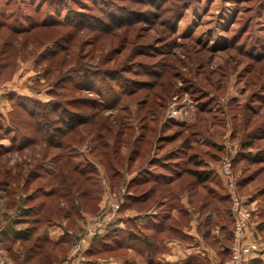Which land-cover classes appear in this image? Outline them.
<instances>
[{"label":"rangeland","instance_id":"374dc122","mask_svg":"<svg viewBox=\"0 0 264 264\" xmlns=\"http://www.w3.org/2000/svg\"><path fill=\"white\" fill-rule=\"evenodd\" d=\"M81 67L118 71L129 88L103 107L97 92L81 89ZM108 82L120 90L118 80ZM53 95L91 118L65 128L56 137L60 148L38 137L20 147L17 139L14 148L0 153L1 224L25 215L24 208L40 218L31 240L1 251L8 264H64L77 240L70 247L68 235L59 245L49 238L27 257L34 236L43 240L45 226L61 222L65 213L66 226L81 232L100 211L113 209L114 202L119 207L118 190L133 196L151 189L145 201L127 199L121 214L156 205L169 214L162 235H175L169 202L161 201L171 200L178 210L177 195L187 189L195 204H205L196 207L200 218L220 206L212 192L218 186L197 183L190 173L194 152L203 162L198 167L218 165L222 175L230 162L232 191L249 210V196L264 188V0H0V143L10 144V118L25 135L34 134L27 110L16 106L30 101L21 97L42 105ZM43 163L57 167L50 175ZM145 165L159 173L179 171L166 183L142 182ZM240 178L245 182L238 187ZM48 189L53 191L46 196ZM225 191L231 195V188ZM263 203L264 189L254 221L264 220ZM249 224L243 246L261 244L264 233L249 234ZM129 244L137 250V243ZM129 244L100 245L95 257L135 254ZM231 245L232 234L226 258L217 264L230 260Z\"/></svg>","mask_w":264,"mask_h":264},{"label":"crops","instance_id":"0c3cea01","mask_svg":"<svg viewBox=\"0 0 264 264\" xmlns=\"http://www.w3.org/2000/svg\"><path fill=\"white\" fill-rule=\"evenodd\" d=\"M151 166L152 165L148 167L145 165L143 181L149 179L156 184H162L169 181L171 174L165 172L159 173ZM210 167L214 173L212 174L214 178L210 182L218 186V188L224 189L223 192H220L218 188L213 187L212 191L217 195V202L220 206L211 207L203 213V218H200V211L198 208L196 209V207L201 206V209H204L205 204L200 205L201 202L195 204L194 197L186 191L187 189L183 191L182 195H177V197H179L178 202L181 204L178 210L174 209L176 206H174L175 204L174 202H171V200L168 199L166 200L167 202L161 201L162 204L158 205L163 206L164 202H169L168 208L171 210L170 216L174 219V225L178 227L176 229L178 231L175 232V235L167 236L162 235V220L169 214L168 212H163L161 214L160 208H157L156 205L144 211L129 215L127 214L134 219L136 218L135 220L138 223L140 234L151 239L150 241L153 243L152 251L148 253V249L142 245H139L136 250L130 245L128 248L133 250L135 254L108 259L100 258L96 264H125L123 262L126 261H135L137 264H217L223 261L226 258V249L230 243L232 229L231 215L226 212V204L229 202L228 198L230 194L225 191L228 186L224 175L221 174V168H219L218 165H211ZM238 181V187L245 182L242 178ZM263 189L264 188L261 186L256 188L254 194L249 196L247 200L249 203L247 206L252 213L248 228L249 234L259 231L262 234L264 233V220L258 222L254 221V215L257 211L260 212L258 207H256L257 196L260 190ZM149 195L146 197V200ZM1 197L2 196L0 195V199ZM262 205V210H264V203ZM208 207H206V209ZM175 211L176 215L174 214ZM2 212L3 210L0 208L1 215ZM178 214L181 216H178ZM1 215L0 221L2 217ZM174 215L176 218H174ZM29 217L30 216L27 215H23L22 217L21 215H18L16 218L10 219L5 224H1L0 222V235L2 237L10 236L12 239L14 233L27 228L26 225L29 224ZM64 221L65 220H62L61 223L56 222L46 226L47 237L50 238V240L52 239V242L58 245L60 243L68 242L65 236L67 233L72 234L74 232L70 231L71 229H66ZM21 232L22 231H20V233ZM16 241H19V239ZM0 256L5 260L1 254V249ZM5 262L8 264L6 260ZM247 264H264V252L254 254Z\"/></svg>","mask_w":264,"mask_h":264},{"label":"trees","instance_id":"16d2710c","mask_svg":"<svg viewBox=\"0 0 264 264\" xmlns=\"http://www.w3.org/2000/svg\"><path fill=\"white\" fill-rule=\"evenodd\" d=\"M78 71H80V73L82 74V79L86 83V85L81 86V89L82 88L84 89L87 87L86 89H88V92H95V93L97 92V94L100 97V100H98L99 103H97V104H99L103 107L105 105L111 106V103L112 102L115 103L116 99L119 98L122 94H124L126 92V90L129 88L127 86H124V84H123V83L126 84L128 82V80H126V82H121V79H123V78L125 79V77L123 75H120V73H118V71L100 70L98 68L93 69L92 67H90V68L89 67H87V68L81 67L78 69ZM162 73H163V71L159 70L158 72H156L155 75L157 77H160L162 75ZM136 74H139V72H137ZM148 75H150V74H148ZM115 77H117V78H115ZM109 79L112 80L113 82H114V80H118V84L121 85L120 90L114 91L113 88H111L109 86V82H108ZM119 81L122 84L119 83ZM155 84H156V82H155ZM95 88H97V90L93 91V89H95ZM194 88L195 87H193V89ZM189 89H190V87H189ZM54 95H53V99L51 101L45 102L42 105H39L38 101H36L34 99L32 100V98H30L28 96L21 97L24 100H30V101L28 103H26L24 101V105L18 103L16 106L20 107L21 109L27 110L28 115H30V117L32 118V121L30 124L35 128L33 130V133L35 135L34 134L25 135L23 132H21L22 127H20V125L17 122L13 121L10 118V121L12 122L11 123L12 126H9V125L7 126V129L11 128V130H13V133L10 134V136H9L10 137L9 138L10 144H8L7 146H4L0 143V153L1 152H8L12 148H14V145H15L14 142L17 139H20V144L18 145V147H20L23 144L25 145L27 143H32L33 141L37 140L38 137H39V139L46 141L48 143V145L51 144L54 146V148H60V146H62V141L59 140V138L56 139V137L60 134H64L65 128H67L68 130H73L78 125L85 124L90 120L91 115L89 117L88 116L89 114H87L85 112H79L77 109L76 110L68 109L66 107L67 106L66 103L65 102L63 103L61 100L56 99ZM17 97L20 98V96H17ZM112 98H114V99H112ZM112 100H114V101H112ZM90 108H92L94 110L98 109L95 105H91ZM194 141H197L196 138H194ZM247 144L250 145V142H248ZM193 154H194V156L193 155L191 156V161L194 162V165H196V167L190 173H192V175L195 177L194 179L196 180V182L197 183H205V182L210 181V180L212 181V179L214 178L212 174H214V173L211 170V167H210L211 164H209V165L204 164L202 167H198V166L202 165L203 162L200 159H198V154H196L195 152ZM242 157L246 158L247 161H249V162H254L257 160L256 158H254V156H242ZM236 159H237L236 157H234V156L232 157V164L236 161ZM44 163L41 164L40 167L45 169L51 175V173H53V171H55L57 165L54 164V166L50 169V166H46ZM178 171L179 170H176V171L170 170L168 172L171 173V178H172L175 176L176 173H178ZM36 175H38V174H36ZM224 176L226 178L227 186L229 187L228 177L226 176V174H224ZM143 178H144V176H143ZM143 178H142V180H143ZM233 180H234L233 181L234 184H233L232 188L234 190L235 184H236V179H234V177H233ZM142 182H144V181H142ZM126 187L128 188V186H126ZM124 190H126V188ZM52 191H53V189L52 190L51 189L43 190L44 195H46V196L49 195ZM149 193H151V189H147V190H144L142 192H138V194L132 193L133 196L127 195L128 193L127 192L125 193V191L123 193H121L120 190L117 191L115 196L119 199L120 205H119L118 210L115 213V216L106 223L105 229L102 233L96 234L95 236H93L89 239L86 250L84 251L85 260L80 264H96L98 259L101 258V257H95L96 252L100 250L99 249L100 245H102L101 246L102 248L108 246L111 249H115V248L122 249L125 246H127L129 243H137L138 246L142 245L146 249H148V253H150L152 251L153 243L150 241L151 240L150 238L146 237L145 235L140 234V232H139L140 229H139L138 223L135 220L136 218L134 219L130 216L126 217L125 215L121 214L122 208L127 203V199L132 198L133 200L141 199V200L145 201L146 197L149 195ZM230 196L228 198L229 202H227V204H226V207H227L226 212L229 215H231V219H232L231 221L233 223ZM73 199L75 202V206L78 205L77 201H76L77 197L75 196ZM174 206H176V204ZM24 209H25V215L30 216L29 217L30 220H28V222L31 223V226L25 228L24 230H19L16 233H14V237L12 239L10 236L2 237L0 235V249L2 252L8 250V248H9L8 246L18 239L21 241H26V240L32 239L33 234L36 231V227L34 226V223H36V224L39 223V219H40L38 217L39 214H38V212L31 214V212L33 210L32 208H24ZM35 210L38 211L39 206L35 207ZM105 211H107V209H105L103 212L100 211L99 213H97L95 215V217L96 218L99 217ZM248 211L250 213L249 221H248V224H249L252 213H251L250 209ZM138 212H140V211H138ZM224 213H225V211H224ZM21 214L22 213H20L19 215H21ZM67 216H68V214L65 213V215H63L61 217L62 220H63V218L64 219L68 218ZM56 222L61 223L60 221H56ZM56 222H51V223L49 222L47 225L54 224ZM64 225H65L66 229H70L68 226H66V223H64ZM20 231H22V232L20 233ZM70 231H74L72 234L67 233V235H68L67 238L70 237L69 242H70V247H71L72 242L74 240L78 239L79 235L83 232V230L81 232H78L74 229H71ZM44 232L45 233H44L43 240L41 239L40 234H36L34 236L33 240L35 243L31 246L30 250L28 251L27 257L30 255H33L32 254V248H34V250L36 248H38L40 245L39 243H42L44 241H46V242L50 241L46 235V228H45ZM104 241H108L110 244L107 242H104ZM98 244H100V245L98 246ZM228 249H230L229 246L226 249L227 253H228ZM123 263H125V264H137V263H135V261H126ZM147 264H154V263H147Z\"/></svg>","mask_w":264,"mask_h":264},{"label":"built area","instance_id":"2783aa9c","mask_svg":"<svg viewBox=\"0 0 264 264\" xmlns=\"http://www.w3.org/2000/svg\"><path fill=\"white\" fill-rule=\"evenodd\" d=\"M175 113V112H174ZM230 162L224 164V174L228 177L229 188H231L232 202L231 210L233 216V230H232V245H231V258L226 264H247L248 261L254 256V254L259 253V250L264 252V241L257 244H250L243 246V240H245V231L248 226L249 211L244 206V201L239 200L237 195H234L233 190V177L229 170ZM124 192V191H123ZM122 192V193H123ZM117 201L119 199L116 197ZM243 201V202H242ZM120 204V202H119ZM113 209L109 207L107 211L102 213L99 217L94 219L91 223L83 229V232L79 235L77 241L73 245V250L69 256H66L64 264H80L85 260L84 251L86 250L89 239L96 234L102 233L105 229L106 223L115 216L118 210V203L114 202L112 204ZM0 264H6L5 260L0 256Z\"/></svg>","mask_w":264,"mask_h":264}]
</instances>
